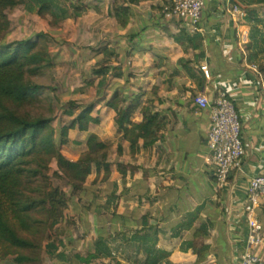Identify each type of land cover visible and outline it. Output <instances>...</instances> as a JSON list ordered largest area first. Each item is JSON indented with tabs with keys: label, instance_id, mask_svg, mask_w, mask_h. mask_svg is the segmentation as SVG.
Listing matches in <instances>:
<instances>
[{
	"label": "crops",
	"instance_id": "crops-1",
	"mask_svg": "<svg viewBox=\"0 0 264 264\" xmlns=\"http://www.w3.org/2000/svg\"><path fill=\"white\" fill-rule=\"evenodd\" d=\"M170 2L79 0L75 5L82 9L77 14L67 11L66 18L49 13L41 17L35 4L33 9L24 5L6 9L11 25L0 33V44L46 33L56 62L47 74L53 85L58 91L60 88L66 101L99 99L94 112L97 120L88 128L87 147L106 134L110 136L111 131L115 138L120 133H114L113 111L106 105L116 89L128 96L124 90L133 80L131 74L143 76L147 86L136 95L152 93L160 98L155 118L144 119L141 108L129 123L118 127L121 133H130L122 142L124 153L118 159L125 163V176L114 166L105 183L90 185L85 194L70 184L65 194L72 207L61 210L54 227L64 245L59 255L44 253L43 264H166L168 260L173 264H240L247 236L245 214L250 207L248 183L251 176L264 173V78L248 65L244 47L238 42L228 13L232 0H204L203 31L198 33L188 31L183 21L159 14ZM114 3L130 7L127 26L107 12ZM182 30L195 35L199 48L177 42L174 35ZM105 43L115 49L119 61L112 64L117 68L112 69L108 85L100 87L98 79H92V70L104 58L97 48ZM200 51V61L194 64ZM180 59L191 60L193 78L178 64ZM202 64L209 66V77L203 74ZM198 91L209 96L224 91L241 123L243 153L222 188L215 182L207 145L209 112L192 111ZM161 117L167 124L152 131ZM153 135L158 136L154 143L142 146ZM132 142L139 146L134 152ZM133 163L136 167L130 165ZM109 194L116 195L111 205L116 215L105 213L103 204ZM98 204L102 212L94 213ZM199 205L198 221L210 220L212 225L205 236L194 239L193 247H184L182 242L192 238L195 225L175 231L172 227L184 212ZM256 211L264 219L260 205ZM75 222L76 229L71 226Z\"/></svg>",
	"mask_w": 264,
	"mask_h": 264
},
{
	"label": "trees",
	"instance_id": "trees-1",
	"mask_svg": "<svg viewBox=\"0 0 264 264\" xmlns=\"http://www.w3.org/2000/svg\"><path fill=\"white\" fill-rule=\"evenodd\" d=\"M132 1V0H125ZM246 6L249 21V41L244 44L246 61L255 64L264 78V0H240ZM67 0H0V33L7 30L10 19L6 9L11 5H24L33 9L38 7L41 17L46 14L58 15L64 10ZM81 6H73L74 14ZM107 12L127 26L132 13L128 5L112 4ZM59 20L56 21L58 23ZM182 46L187 43L199 48L195 35L185 30L174 35ZM46 33L38 32L28 39H16L0 44V264H43V253L49 256L59 255L64 245L55 232L60 212L71 208L72 203L65 192L52 186L51 164L55 161L57 172L65 178L76 191H81L89 181L91 184H103L111 176L114 166L119 167L122 176L126 175L125 163L118 159L123 155V140L129 139V132L119 131L118 127L129 123L142 108L144 119H153L158 115L155 94L142 93L133 98L121 90H114L106 107L113 111L112 120L116 125L114 133L116 143L111 138H103L92 146L82 149L76 158L65 156L60 148L62 141L72 138L84 145L88 128L97 120L94 110L96 102L81 106L74 100L68 101V107L58 108L60 97L57 87L47 78L48 70L56 63ZM102 58L92 70V79H98V86L108 85L112 65L118 62L115 49L105 43L97 48ZM200 55L195 56L194 64L199 63ZM190 59H180L178 64L185 66L193 78L189 66ZM198 87H201V79ZM71 117L74 128L64 124L58 128L55 124L57 113ZM167 124V119L159 118L152 131H158ZM157 135L144 140L142 146L153 144ZM114 146V148H113ZM138 145L131 143L132 151ZM113 150V155L111 152ZM128 165V164H127ZM136 167V163L130 164ZM116 195L109 194L103 207L106 214L116 212L111 208ZM201 205L184 212L180 221L172 227L189 229L195 225L191 239L183 240L184 247L194 246V239L205 236L211 227V221H198ZM264 215V198L260 202ZM101 205L94 213H101ZM98 239H100L98 237ZM183 249V248H182ZM203 246L197 253L202 256ZM166 264H173L169 260Z\"/></svg>",
	"mask_w": 264,
	"mask_h": 264
},
{
	"label": "built area",
	"instance_id": "built-area-1",
	"mask_svg": "<svg viewBox=\"0 0 264 264\" xmlns=\"http://www.w3.org/2000/svg\"><path fill=\"white\" fill-rule=\"evenodd\" d=\"M204 0H171L159 9V14L169 19H178L187 24V30L192 33L203 31ZM228 13L234 23L238 42L244 47L249 41L250 26L247 19L246 6L240 0H232ZM67 16L66 11L62 12ZM244 55L245 54V50ZM254 67L255 64H249ZM203 74L209 77L210 68L207 64L201 65ZM259 72V71H258ZM262 74V73H261ZM263 77V76H262ZM206 109L209 112L210 126L206 135L208 150L214 166L215 182L222 188L238 166L243 153L241 140V123L234 103L222 91L216 95L198 91L193 96L194 113ZM246 198L250 207L245 214L247 222L246 242L241 248L240 264H264V219L257 213V208L264 198V173L251 176Z\"/></svg>",
	"mask_w": 264,
	"mask_h": 264
},
{
	"label": "rangeland",
	"instance_id": "rangeland-1",
	"mask_svg": "<svg viewBox=\"0 0 264 264\" xmlns=\"http://www.w3.org/2000/svg\"><path fill=\"white\" fill-rule=\"evenodd\" d=\"M76 2L79 3V0H67L66 5H65L66 9H64V11H66V12L67 11H72V14H74L73 6H75ZM62 12H61V16H63ZM68 16H69V13H68L67 16H63V18L64 17L66 18ZM139 74H142V72H140ZM262 76H263V74H262ZM142 77L140 75H137V74H131V79H133V80L129 81L128 88H125V90H124V92H126V94L129 97H133L135 93H140L141 91H143L144 88L147 89V86L144 85L145 79H141ZM44 81H50V80L47 77V78H44ZM57 89H58V87H57ZM80 89H81V92H85L84 88H80ZM57 92L60 95H62V96L60 98V101L57 102L56 106L58 108H60V107L61 108L68 107V101H66L68 98L64 97V93H62L60 88H59V91H57ZM93 100H95L97 105L99 104V99L98 98H93L91 101H93ZM91 101H89L88 97H86L84 100L80 101V103H78V102L77 103L80 104L81 106H85V105L89 104ZM100 108H102V107H100ZM97 109H98V107L95 108V110H94L95 113L97 112ZM55 124L58 126V128H60V126H62L64 124L69 125V127L71 129H73L75 127L74 124L72 123L71 117L62 116L60 112L57 113V119L55 120ZM72 137H73V133H70L69 137L67 139H65L64 141H62V143L60 144V148H62L65 151V156H67L70 159H74L75 157H77L79 152L82 149H84L85 147H87L85 144L83 146L82 145L78 146V147L75 146L74 143L72 142ZM104 137L105 138H111V139L114 140V142L116 141V138L114 137V134L112 133V131L110 132V136L106 134ZM112 155H113V150L111 152V156ZM51 166L52 167H51L50 174H51V177H52V186H55V187H58V188L62 189L65 193L69 192V190L71 188V185L65 178H63V176L59 172H57L55 161L52 162ZM92 178H93V176L89 177L88 183L85 185L84 189L81 191L82 193L85 194L86 190H91L90 185H93V184L90 183V180ZM102 187L103 186H101V189H102ZM76 225H78L77 222H75V224L71 225V226H74V228L76 229ZM74 234H77V232L74 233ZM42 254H44V253L42 252Z\"/></svg>",
	"mask_w": 264,
	"mask_h": 264
}]
</instances>
